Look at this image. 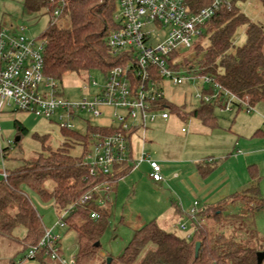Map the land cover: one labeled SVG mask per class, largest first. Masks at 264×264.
<instances>
[{
  "label": "trees",
  "instance_id": "trees-1",
  "mask_svg": "<svg viewBox=\"0 0 264 264\" xmlns=\"http://www.w3.org/2000/svg\"><path fill=\"white\" fill-rule=\"evenodd\" d=\"M55 1L23 0V5L30 12L43 10L42 13L50 16ZM258 1L264 6V0ZM184 2L189 11H197L211 0ZM115 10L116 0H65L60 15L55 20L49 19L40 35L45 41V73L60 81L68 72L88 73L98 69L105 75L110 67L122 63L123 54L115 53L106 43L109 31L118 25ZM240 25L244 26L245 40L234 46L232 36ZM204 37L207 42L199 49L201 57L195 64L185 63L183 59L182 65L193 67L197 74L209 75L235 98L236 105L251 107L264 101V22L250 20L237 0H227L206 21L194 46ZM215 105L220 106L221 99L201 102L188 111L173 103L169 108L184 120L193 115L203 123L212 124ZM12 125L19 137L27 130L17 119ZM95 128L88 125V130ZM61 132L72 142L85 143L88 138L64 127ZM40 139L42 150L35 158L24 159L12 169L5 168V176L0 175V236L15 238V231L19 230L22 234L17 238L22 247L35 245L42 237L40 216L24 190L29 187L40 197L52 199L57 210H66L62 218L77 235L76 264H93L98 258H101L98 264H264V257L257 262V252H264V233L259 234L254 225V212L264 207V197L259 192L260 176L253 168L249 167L252 183L241 192L223 202L204 205L192 214L188 212L193 227L189 237L162 228L151 219L134 229L121 254L116 259L109 256L108 262L107 254L101 256L99 237L111 215V206L94 200L82 203L81 199L95 184L109 182L114 189L118 179L132 169V161L128 158L116 164L111 173L92 175L82 161L85 152L79 156L69 152L72 142L65 140L52 149L45 144L46 136ZM204 163H199L201 169ZM238 195L240 199H236ZM237 202L248 205L246 214L227 211ZM91 210H96L99 216L91 218ZM196 241L199 247L195 252ZM31 258L39 264H59L42 251Z\"/></svg>",
  "mask_w": 264,
  "mask_h": 264
},
{
  "label": "built area",
  "instance_id": "built-area-1",
  "mask_svg": "<svg viewBox=\"0 0 264 264\" xmlns=\"http://www.w3.org/2000/svg\"><path fill=\"white\" fill-rule=\"evenodd\" d=\"M226 1L211 0L197 11H189L184 0H116L114 18L118 25L109 31L106 43L115 53L123 54L125 60L106 71L105 81L94 95L80 101L64 99L59 81L45 73L43 38L28 37L24 33L26 26L22 24L0 25V122L2 115L14 109L49 119L57 115V119L62 121L61 127L66 129L74 127L72 121L75 117L81 118L79 112L87 111L94 118L106 115L109 120L99 125L85 120L88 125L96 127L89 130L82 150L85 152L82 161L89 167V172L92 175L97 172L111 173L116 164L129 158L132 168L146 161L150 167L148 177L156 182L161 181V165L143 149L146 138H141L142 147L138 157L130 158L129 152H134L132 138L140 130H146L148 123L157 116L168 118L170 102L164 97V79L177 84L202 76L209 86L197 91L194 97L200 103L221 99V108L231 109V102L235 98L209 75L197 74L193 67L183 66L181 61L185 55L179 50L180 47L193 48L206 21ZM64 5L65 0H56L49 19L55 20ZM162 27H167L168 31L162 39L157 40L154 31ZM181 69L197 76H185ZM86 82L97 85L94 79L88 77ZM9 106L13 108L7 109ZM184 121L189 123L191 117L187 116ZM186 130L187 127L181 128L182 132ZM5 142V146L0 142L1 156L5 148H10L13 140L6 135ZM1 174L5 176V169ZM112 191L109 182L95 184L81 202L94 200L100 205L111 204ZM196 203L193 202L189 208L190 214L196 211ZM63 215L59 216L60 225L65 223ZM98 216L96 210L90 211L91 218ZM180 228L185 229V224H180ZM56 240L50 229L43 228L38 243L28 246L27 257L31 258L42 251L59 264H67L58 253ZM69 263L76 264L75 257Z\"/></svg>",
  "mask_w": 264,
  "mask_h": 264
},
{
  "label": "rangeland",
  "instance_id": "rangeland-1",
  "mask_svg": "<svg viewBox=\"0 0 264 264\" xmlns=\"http://www.w3.org/2000/svg\"><path fill=\"white\" fill-rule=\"evenodd\" d=\"M102 2V0H98ZM237 5L243 11V13L252 21L263 23L264 22V6L260 4L258 0H237ZM30 12L23 5V0H0V25L9 26L10 24H22L26 26L25 34L28 37H39L46 27L49 16L46 13ZM167 27H162L154 31L158 39H162L166 32ZM40 38H42L40 36ZM41 40V39H40ZM157 40L155 42H157ZM245 40L244 26H237L232 41L234 46L241 45ZM206 37L202 38L193 49L179 48L180 53L185 55L181 57L185 63H196L197 59L201 57L202 50L200 48L206 46ZM198 51V52H197ZM185 76L196 75L191 72L188 73L185 69H181ZM87 77L94 79L97 85L87 84ZM105 81V76L101 70H90L88 73L83 72H68L64 74L59 81V87L61 95L64 99L69 101H80L83 98H89L98 91V87ZM209 84L202 79V76H197L193 81L190 79L184 80L181 83L174 84L169 79H164L162 82V89L164 97L170 103H173L177 107H183L188 111L193 107H196L200 101L194 97L197 91L202 88H208ZM216 90V88H215ZM264 102H256L254 107L247 109L244 104H241L240 108L235 112L237 105L231 102V109L224 110L215 105L214 114L218 123L223 126L234 119L237 123H245V117L243 114L246 112H254L262 106ZM13 108L9 106L7 109ZM168 118L162 119L157 116L152 122L148 123V128L144 131H139L137 135L132 138V143L136 152L141 151L142 140L146 138V142L143 145V149L147 152H164L167 151L171 140L175 142H183L185 136L193 135L192 142H185V145H193L194 149L199 146H204L206 140L210 135L205 136L203 133V126L198 117L189 115L191 117V123L184 121L178 114L169 111ZM81 118L75 117L72 121L74 127L73 131L89 136L88 124L86 119L92 125H99L109 120L108 116L94 118L90 116L87 111L79 112ZM19 120L25 127L26 132L19 137L16 135L13 129V120ZM62 121L57 119V115L53 117L45 118L42 116H36L34 114H27L22 111L15 110L7 112L1 116V128L0 142L2 146L6 145L5 136H9L13 142L10 148L7 149V153L2 157L0 155V175L1 172L6 169H12L18 166L24 159L35 158L42 150L41 137L46 136L45 144H48L50 148L56 149L62 142L68 140L72 142L70 138L64 136L61 132ZM187 127L188 132L184 133L180 129ZM207 130V129H206ZM203 134V135H202ZM15 138H19L15 141ZM207 138V139H205ZM84 142L77 141L72 142L69 146V152L74 156H79L83 150ZM181 145V144H179ZM198 145V146H197ZM139 154H136L135 158ZM49 181L46 182L47 185ZM115 192H112L111 197V215L109 216L106 226L99 237V248L101 256L107 254L114 259L121 254L124 246L131 238L133 230L140 227L148 220H143L142 223H136V218L143 212L142 208L136 205V202H129V173L118 179L116 182ZM26 195L30 199L34 208L36 209L43 228L50 229L51 234L57 237L56 243L58 246V253L60 257L70 264V259L75 257L78 252V242L76 232L72 228H68L65 223L59 224V216L63 215L64 209L57 210L54 206L52 199H44L40 195L30 189L24 188ZM150 187H143L141 192L149 195ZM259 192L264 197V173L259 180ZM241 194V193H240ZM241 195H238L236 199H240ZM227 211H233L238 214H246L248 212V205L244 202H238L233 207L229 206ZM167 213H162L159 216V223L162 227H170L166 221ZM61 221V220H60ZM254 225L259 234L264 233V207L254 212ZM188 229L185 232L177 230V233L185 237H189L192 234L193 227L188 223ZM190 233V234H189ZM15 238H6L0 236V264H39L36 259H32L28 256V247H22L18 242V238L21 236V231H15ZM189 234V235H188ZM18 237V238H17ZM17 238V239H16ZM21 238V237H20ZM101 258H98L93 264H98Z\"/></svg>",
  "mask_w": 264,
  "mask_h": 264
},
{
  "label": "crops",
  "instance_id": "crops-1",
  "mask_svg": "<svg viewBox=\"0 0 264 264\" xmlns=\"http://www.w3.org/2000/svg\"><path fill=\"white\" fill-rule=\"evenodd\" d=\"M240 106L237 105L235 112ZM253 111L243 114V124L237 123L234 117L226 126L218 123L216 116L212 124L199 119L204 135H210L199 148L185 145L194 139L193 135H187L183 142L171 140L167 151L148 152L161 165L162 180L156 182L148 177L150 167L146 161L130 169L129 202H136L143 210L135 222L142 223L150 217L149 220H155L162 227L158 218L166 212L168 229L185 232L188 223L191 226L188 210L193 202H197V210L241 192L252 183L249 167L261 178L264 173V103ZM187 132L188 128L184 133ZM129 153L132 158L139 154L135 150ZM200 162H205L202 169ZM143 187H150L148 196L141 192ZM182 223L185 229L180 228Z\"/></svg>",
  "mask_w": 264,
  "mask_h": 264
},
{
  "label": "water",
  "instance_id": "water-1",
  "mask_svg": "<svg viewBox=\"0 0 264 264\" xmlns=\"http://www.w3.org/2000/svg\"><path fill=\"white\" fill-rule=\"evenodd\" d=\"M17 139L18 138H15V140H17ZM198 247H199V242L196 241L195 242V247H194L195 252L197 251ZM263 257H264V252L263 251L257 252V262L258 263H260L262 261ZM107 261L108 262L110 261V257H107Z\"/></svg>",
  "mask_w": 264,
  "mask_h": 264
}]
</instances>
